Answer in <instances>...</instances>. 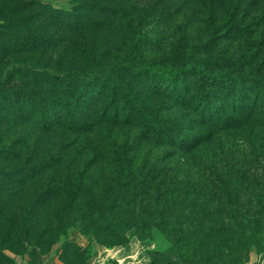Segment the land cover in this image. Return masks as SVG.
Returning <instances> with one entry per match:
<instances>
[{"label": "trees", "instance_id": "obj_1", "mask_svg": "<svg viewBox=\"0 0 264 264\" xmlns=\"http://www.w3.org/2000/svg\"><path fill=\"white\" fill-rule=\"evenodd\" d=\"M238 1L226 11L217 36L224 38L232 30ZM32 8L49 10L53 23L77 16L74 11L60 15L42 0H0V264L14 263L7 250L42 255L66 240L72 227L107 248L124 246L132 237L143 241L172 234L173 246L185 245L204 262L215 255L227 264H243L253 248L264 252V41L250 46L251 62L244 61L239 69L230 63H122L132 76L158 82L179 107H188L187 95L195 99L189 108L203 130L173 136L171 122L149 114L120 78L35 64L49 40L35 35L34 24L42 17ZM253 60H259L255 66ZM119 92L129 103L122 119L129 122L136 115L145 141L152 143L154 137L157 145L183 155L221 133L251 128L260 137L248 143L243 161L219 164L212 157L202 169L192 164L181 171L160 168L147 157L116 154V149L99 153L95 147L86 153L80 149L76 166L73 158L68 160L80 151L75 141L46 143L57 130L89 132L97 118L92 115L94 100L106 102L97 113L99 123L106 104L114 108ZM61 251L65 264L89 257L85 248L69 241ZM161 256L163 252L153 251L146 264H158Z\"/></svg>", "mask_w": 264, "mask_h": 264}, {"label": "rangeland", "instance_id": "obj_2", "mask_svg": "<svg viewBox=\"0 0 264 264\" xmlns=\"http://www.w3.org/2000/svg\"><path fill=\"white\" fill-rule=\"evenodd\" d=\"M42 2L48 4L50 9L59 11L60 15L61 12L74 11L77 16L75 21L68 15L53 23L46 15L49 10L41 13L37 8H32L42 17L34 24L35 35L46 36L49 40L48 45L42 50L45 54L37 55L34 63L46 68H78L83 72L112 74L113 77L120 78L149 114L171 122L173 131H170V134L173 136L185 135L189 131L191 134L195 133L196 128L203 130V126L197 124V119L189 108L196 102L195 99L187 95L185 100L188 107H179L158 82L142 75L132 76L122 63L127 61L126 63L135 67H139L140 64H173L174 67H178L189 62L208 67H221L230 63L239 69L244 61L251 62L250 46L264 41V0H239L230 24L232 30L224 38L217 36V31L225 26L223 18L226 11L234 7L233 0H42ZM85 13H88V16ZM238 26L245 30H238ZM40 29L44 30V33H39ZM262 48L264 50V46ZM258 61L253 60L252 66ZM185 92L180 90L181 94ZM105 103L101 98L94 100L91 106L92 115L97 118L93 119L89 132L81 131L74 135L68 134L65 130H57L46 137V143L51 146L75 141L78 149H83L84 153L90 147L97 148L99 153L116 149V154L123 152L129 158L134 155L140 160L147 157L153 165L160 168L177 167L181 171V168L185 169L192 164L202 169L207 159L212 157L215 161L219 160V164L220 160L243 161L242 156L250 150L248 143L255 142L256 138L260 137L258 134L253 135L251 128L229 134L221 133L197 151L183 155L166 145H157L154 143V137L151 141L153 144L145 141L141 135L143 130L141 120L136 115L129 122L122 119L129 103L121 92L114 99V108L106 104V114L102 117V122L97 123L99 120L97 113L101 112L100 107ZM112 117H115V120ZM24 130L28 131L27 128ZM104 146L106 148H103ZM81 150L74 157L68 158V160L73 158L71 161L76 166L81 157ZM103 165L101 162L100 166ZM252 198L253 193L248 201L251 202ZM64 241L72 242L89 252L86 261L75 260L71 264L93 262V246H102L93 236L72 227L68 228L66 240L54 243L42 255L14 254L9 250L6 254L14 259L13 264H17L19 258L27 264H65L60 258ZM130 241L136 245L132 246L130 255L140 253L142 258L128 264H146L150 261V254L157 250L164 254L158 264H227L215 255L211 262V258L204 262L198 257H193L185 245H172L174 243L172 234L158 233L152 239L143 241L132 237ZM112 248L120 249V246ZM143 259L144 262H141ZM109 260H104V263L107 264ZM123 264L127 262L123 261ZM243 264H264V252L253 248Z\"/></svg>", "mask_w": 264, "mask_h": 264}, {"label": "crops", "instance_id": "obj_3", "mask_svg": "<svg viewBox=\"0 0 264 264\" xmlns=\"http://www.w3.org/2000/svg\"><path fill=\"white\" fill-rule=\"evenodd\" d=\"M133 245L136 246L133 243V241H130L125 246H121L120 249L106 248L103 246H93L92 254L94 261L88 262V264H105L104 260H108V259L116 260L117 262H119V264H123V261L127 262V264L130 262L134 263L135 260L142 258V256L140 255V253L138 255H133V256L130 255ZM141 262H144V259ZM17 264H27V263L25 261H22V258H19L17 259Z\"/></svg>", "mask_w": 264, "mask_h": 264}]
</instances>
